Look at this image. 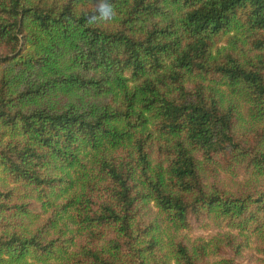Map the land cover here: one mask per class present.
Returning a JSON list of instances; mask_svg holds the SVG:
<instances>
[{
  "label": "trees",
  "instance_id": "trees-1",
  "mask_svg": "<svg viewBox=\"0 0 264 264\" xmlns=\"http://www.w3.org/2000/svg\"><path fill=\"white\" fill-rule=\"evenodd\" d=\"M0 264H264V0H0Z\"/></svg>",
  "mask_w": 264,
  "mask_h": 264
},
{
  "label": "rangeland",
  "instance_id": "rangeland-1",
  "mask_svg": "<svg viewBox=\"0 0 264 264\" xmlns=\"http://www.w3.org/2000/svg\"><path fill=\"white\" fill-rule=\"evenodd\" d=\"M211 231H207V230H196L194 233L195 234H202V235H208Z\"/></svg>",
  "mask_w": 264,
  "mask_h": 264
},
{
  "label": "clouds",
  "instance_id": "clouds-1",
  "mask_svg": "<svg viewBox=\"0 0 264 264\" xmlns=\"http://www.w3.org/2000/svg\"><path fill=\"white\" fill-rule=\"evenodd\" d=\"M103 9H106V10H108V11H111V6L105 4V5H103ZM104 14L107 15V12H104Z\"/></svg>",
  "mask_w": 264,
  "mask_h": 264
}]
</instances>
